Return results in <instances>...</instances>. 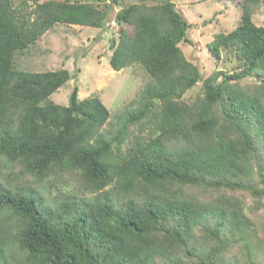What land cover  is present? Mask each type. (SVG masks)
Wrapping results in <instances>:
<instances>
[{
    "label": "trees",
    "instance_id": "obj_1",
    "mask_svg": "<svg viewBox=\"0 0 264 264\" xmlns=\"http://www.w3.org/2000/svg\"><path fill=\"white\" fill-rule=\"evenodd\" d=\"M114 3L32 0L23 12L0 0V155L38 179L78 171L100 195L57 220L36 196L0 182V212H10L0 247L12 238L26 264H264V25L252 19L264 0H243L238 24L214 33L210 55L236 63L205 77L182 49L191 25L172 0L113 13ZM111 19L133 30L119 29L110 67L140 64L152 81L108 136L99 96L80 99L74 85L56 103L50 96L70 72L19 69L15 55L56 23L103 28ZM148 124L157 134L122 146L129 127Z\"/></svg>",
    "mask_w": 264,
    "mask_h": 264
},
{
    "label": "rangeland",
    "instance_id": "obj_2",
    "mask_svg": "<svg viewBox=\"0 0 264 264\" xmlns=\"http://www.w3.org/2000/svg\"><path fill=\"white\" fill-rule=\"evenodd\" d=\"M41 1V0H39ZM111 1V0H109ZM156 3L159 0H119L113 4V13L121 6L131 2ZM177 9L182 11L190 22L189 39L191 44L182 43L185 55L194 60L203 76L214 70L231 72L236 60L224 52L220 58L212 57L207 43L217 31L228 32L239 22L243 0H172ZM15 7L23 12L33 8L32 0H12ZM252 19L257 25H264V4L252 7ZM114 20V19H113ZM126 29L132 34L133 27L109 20L103 28L73 24L56 23L43 33L33 45L15 55V64L27 71H47L66 68L71 78L55 90L50 99L59 104H66L74 85L78 87L80 99L97 95L110 112V116L101 131L112 136L121 127L123 114L127 109L138 106L140 94L152 81L151 76L140 64H131L119 70L109 65L112 43L117 41L119 29ZM252 77H245L241 84H252ZM198 82L184 93L192 99L200 92ZM157 134L152 126H134L128 129V138L123 147L131 141L145 140ZM180 141H173L177 146ZM0 182L14 192L29 193L36 196L44 209L52 211L54 219L69 218L99 194L89 191L81 180L78 171L57 170L49 176L38 179L22 172L21 165L10 162L0 155ZM107 189V187H106ZM72 211V212H69ZM264 213V208L258 211ZM10 212L2 209L0 224L6 223ZM11 216L9 220H11ZM1 264H26L24 254L14 240L7 239L0 247Z\"/></svg>",
    "mask_w": 264,
    "mask_h": 264
}]
</instances>
